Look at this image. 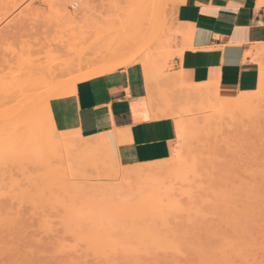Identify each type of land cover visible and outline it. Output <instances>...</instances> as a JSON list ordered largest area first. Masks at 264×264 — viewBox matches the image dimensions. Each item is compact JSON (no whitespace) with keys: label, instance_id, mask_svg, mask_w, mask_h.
I'll return each instance as SVG.
<instances>
[{"label":"rangeland","instance_id":"rangeland-1","mask_svg":"<svg viewBox=\"0 0 264 264\" xmlns=\"http://www.w3.org/2000/svg\"><path fill=\"white\" fill-rule=\"evenodd\" d=\"M59 1V5L56 3L55 6L54 3L51 6L47 0H0V134L3 133V124L22 122L19 115H16L19 109L15 106L23 99V94L31 96L34 100L39 99L38 94L48 90L42 86L47 85L44 83L46 79L48 83L63 84L71 78L94 70L118 68L112 62L103 60L108 49L105 47L107 43L112 44V49L117 42L122 44L125 52L129 54L125 58L130 59L128 61L133 62L132 65H141L144 73L145 60L149 61L148 65L145 64L148 67L146 77L152 74L160 76L169 68L168 62L175 52L176 45L172 29L173 9L181 0H151L154 4L150 0ZM73 3L77 4L74 9L71 8ZM60 4L66 6L63 10L68 12L62 11ZM255 60L259 64L260 74L264 76V54L260 52ZM67 62L72 64L69 66L70 72H65ZM18 86L21 89L17 88ZM31 88L33 90H30ZM20 92L21 95L18 94ZM251 96L253 99L250 105H254L253 108L249 105L246 109L245 106L244 111L247 112L241 109L243 113L237 111L238 114L236 111L226 113L229 109L223 112L218 107L221 101L208 99L197 105L189 104L182 118L179 117L176 121L183 127L182 137L177 138L172 156L160 162L168 164V170L165 173L163 171L149 175L150 178L146 177L147 179H143L145 176L140 179L132 174L140 165L120 168L113 158V152L106 145L90 152L91 154L88 153V157L85 153L86 161L88 158L92 161L88 160L89 163L83 165L80 163L85 160L79 161L82 157L74 156L82 154L73 151L68 153L71 150L69 148L56 149L46 144L41 145L43 148L39 150L40 153H45L44 160L37 158L42 154L30 152L34 150L30 149V146L26 151L29 155L0 154V217H3L0 224L3 219L5 221L4 215L9 221L14 219L13 213L20 207L22 210L19 208L18 217L22 222L25 221L23 225L28 222L32 225H27L26 228L23 225L18 226L19 230L16 229L19 232H16L20 233L19 235L13 229L10 233L17 238H14V242L13 237L6 234L7 230L11 231V227L7 230L4 227L5 231L0 229V242L5 240L3 237L6 236V241H9V244L4 243L5 241L0 243H4L0 246V264H264V92L256 90ZM256 96L260 97L257 99ZM40 105L37 103V109L42 106ZM4 118H11L9 121L12 122H4ZM237 125L240 128H236ZM235 128L239 130L238 134ZM73 156L75 159L79 158L76 162L80 163L73 162L76 164L74 167L80 164V169L78 166L69 169L68 164L71 166L73 163ZM172 162L173 165H169ZM226 166L230 170L225 168ZM57 170L63 172L58 174ZM246 170L251 172L247 173ZM221 171H228V174H225L227 179ZM231 174L233 176L230 177ZM38 181L49 185L44 188V193L37 191L39 185L38 188L34 185L36 191L29 188L30 183ZM60 181H64V184ZM93 183L97 184L98 189L101 187L95 192L94 184V194L89 190ZM224 185L228 189L223 187ZM81 189L87 190V193ZM226 190L228 191L223 194ZM75 191L82 192V195H76ZM83 195L84 197H81ZM29 196H32L30 198L33 200L37 198L39 208L37 206L36 210L34 206L30 207ZM232 196L234 201L230 198ZM7 202H12L15 206H8ZM242 209L246 213H243ZM29 210L34 214L26 213ZM228 216L231 221L227 220ZM18 220L17 225L20 223ZM29 233L30 235H27ZM17 240L22 242L18 243ZM229 242L231 248L224 249ZM16 247L17 253L14 250ZM112 248L117 251L111 250ZM123 248L126 249L127 255ZM198 250H202V253ZM154 251L159 254V258ZM20 252L22 259H26H21ZM15 254H20V259L16 255V260ZM153 256L155 258L151 259ZM5 257L8 260L3 259Z\"/></svg>","mask_w":264,"mask_h":264},{"label":"crops","instance_id":"crops-1","mask_svg":"<svg viewBox=\"0 0 264 264\" xmlns=\"http://www.w3.org/2000/svg\"><path fill=\"white\" fill-rule=\"evenodd\" d=\"M172 29L175 52L160 76L146 77L141 65L131 63L68 80L74 79L73 87L47 104L57 137L98 135L120 168L162 162L173 154L176 121L189 104L255 92V57L264 54V0H181ZM68 81L49 85L64 88ZM189 90L204 97L188 96Z\"/></svg>","mask_w":264,"mask_h":264},{"label":"bare ground","instance_id":"bare-ground-1","mask_svg":"<svg viewBox=\"0 0 264 264\" xmlns=\"http://www.w3.org/2000/svg\"><path fill=\"white\" fill-rule=\"evenodd\" d=\"M147 1H149V0H147ZM153 1V0H152ZM151 0H150V2H152ZM155 1H157V0H154L153 2H155ZM159 1V0H158ZM57 2H60L59 0H47V3L49 4V3H51V4H49V5H51V6H53L52 4H54L55 6L58 4ZM152 2V3H153ZM57 3V4H56ZM61 3V2H60ZM147 3V2H146ZM151 3V5H153ZM158 3V2H157ZM65 4V3H64ZM159 4V3H158ZM59 5V4H58ZM66 5V4H65ZM77 4L76 3H73L71 6V8L72 9H74L75 8V6H76ZM54 6V7H55ZM59 7H62V8H60L62 11H66V12H68V10H63V8L64 9H66V6H64L63 7V4L61 5L60 4V6ZM156 8V7H155ZM157 15V14H156ZM147 16V15H146ZM147 20V19H146ZM154 20V22H156L155 21V19H153ZM149 23H151V20H150V18H149ZM154 22H153V24H154ZM159 24V23H158ZM152 29V28H151ZM151 33V32H150ZM159 33V32H158ZM160 34V33H159ZM158 35V34H157ZM157 39H158V37H157ZM110 43V42H109ZM93 44H95V43H93ZM108 44V43H107ZM107 44H106V46L105 47H107L108 49H107V52H106V54H104V57H103V60L104 61H107V62H112L113 64H114V66L115 67H119V66H128L129 64H131V63H133V62H130V61H128V60H130V59H127V58H125L126 57V55H129L127 52H125V49L123 48L124 46H122V44H120L119 42H117L116 44V46H115V48H114V45H113V48L114 49H112V44H108V46H107ZM96 45V44H95ZM111 45V46H110ZM93 46V45H92ZM104 47V48H105ZM92 48V47H91ZM101 49V48H100ZM106 49V48H105ZM93 51V50H92ZM95 51V50H94ZM105 52V51H104ZM92 53V52H91ZM100 55V54H99ZM79 56H80V54H79ZM69 57V56H68ZM81 57V56H80ZM100 57V56H99ZM125 58V59H124ZM143 59H145V58H143ZM68 60V59H67ZM74 60V59H73ZM79 61V60H78ZM144 61V60H143ZM106 62V63H107ZM145 62L147 63V65H148V62H147V60H145ZM77 63V62H76ZM79 63V62H78ZM145 63V64H146ZM150 63V62H149ZM62 64H64V63H62ZM66 65L65 66H67V63H65ZM68 64H70V63H68ZM80 64V63H79ZM144 64V68H145V72L147 73V66ZM62 66V65H61ZM71 67V66H70ZM149 68H153V67H149ZM69 69V67H66V70L67 71H69L68 70ZM104 69V68H103ZM103 71V70H102ZM66 72V71H65ZM70 72V71H69ZM68 72V73H69ZM100 72V70H94L92 73L90 72V74H89V72L87 73V74H85L82 78H85V77H89V76H93V75H96L97 73H99ZM262 73V72H261ZM82 75V74H81ZM81 75H80V77L79 78H77L76 77V79H82L81 78ZM52 76V75H51ZM54 76V75H53ZM164 76V75H163ZM55 77V76H54ZM168 79V78H167ZM74 80V79H73ZM72 80V81H73ZM55 81H56V79H55ZM69 82L67 85H63L64 86V88L63 87H61V85L60 84H50L49 85V83L47 82V79L44 81V83L46 84H48V86H50V87H48V90L45 92L44 91V93L43 92H41V94L39 93L38 94V96H39V99H37V100H34V99H32V97L31 96H28L27 94H23L22 96H23V99L19 102L18 101V106H15V107H17L18 109H19V113H17L16 115L18 116L19 115V117H20V121H22V122H19L18 124H16V123H5V124H3L2 126H1V129H3V133L2 134H0V154L2 155V156H4V155H6L7 153L9 154H11V153H16V154H20V155H23L24 153L25 154H28L26 151H27V147H29L30 146V149H34V150H31L30 152H33V151H35V153L38 155V154H42V153H40V151L39 150H41L42 148H41V145H43V144H46L47 146L49 145L51 148H55L56 147V149H58L57 147H63V148H69V149H71V150H69V152L68 151H66V152H68V153H70V151H73V152H75L76 154H82V156H78V155H74L76 158L77 157H79V158H81V159H79V161L81 160V161H83V160H85V162H82V163H80L79 161H77L78 163H80V164H82L83 165V163L85 164L86 162L87 163H89L88 162V160H90L89 158H88V160L86 161V159L87 158H85V155L88 157V153L89 154H91L93 151H96V149H99V147H102L103 145H105L106 144V140L105 139H102V138H97V137H99L98 135H97V137H88V138H81V137H79V136H77V135H74V134H70V135H66V136H63V137H56V134H55V130H54V128H53V126H52V122H51V120H50V115H49V113H48V109H47V104H48V101L51 99V98H53V97H55V96H59V95H61V94H64L65 92L67 93V91H69V89L70 88H72L73 87V84H74V82ZM58 83H60V82H58ZM132 84H134V83H132ZM60 85V86H59ZM43 86V88H45V87H47L46 85L44 86V85H42ZM17 88H19V86L17 87ZM16 89V88H15ZM19 89H21V88H19ZM17 90V89H16ZM29 90V89H28ZM30 90H33L32 88L30 89ZM256 90H259V91H263L264 92V76H262V74H260V78H259V82H258V85H257V89ZM255 90V91H256ZM18 91V90H17ZM24 91V90H23ZM16 92V91H15ZM17 93V92H16ZM65 93V94H66ZM190 93V94H189ZM252 93H255V92H252ZM252 93H243V94H240L239 96H237V97H235V98H232V99H224V100H220L221 101V103L219 102V104H218V107L219 108H221L222 109V111L224 112V110H226V109H229V110H226L225 112L227 113V111L229 112V111H238L239 113L241 112L240 110L242 109V111L243 112H247L246 110L244 111V107L245 106H247L246 107V109L247 108H249V105L251 104V100L254 98L255 99V95H253V98H252ZM18 94H22L21 92L20 93H18ZM44 96H43V95ZM186 94L188 95V96H190V95H192V96H203V94H205V93H203V92H201V91H198V90H189L188 92H186ZM251 94V95H250ZM9 95V94H8ZM15 95V94H14ZM13 95V96H14ZM27 95V96H26ZM24 96H26L25 98H24ZM36 97H38L37 95H35ZM40 97H42V98H40ZM204 97V96H203ZM260 97V96H259ZM258 97V98H259ZM256 98H257V96H256ZM257 98V99H258ZM5 99V98H4ZM8 99V98H7ZM12 99V98H11ZM216 99H218V98H216ZM215 99V100H216ZM17 100V99H16ZM5 101V100H4ZM14 101V100H13ZM6 102V101H5ZM254 102H256V101H254ZM261 102V101H260ZM37 103L38 104H41L40 106V108H39V106H38V109H37V107H36V105H37ZM264 103V102H263ZM8 104H10V103H8ZM254 104V103H253ZM11 105V104H10ZM16 105V104H15ZM264 105V104H263ZM262 105V106H263ZM254 106V105H253ZM253 106L252 105H250V107L251 108H253ZM260 106V105H259ZM14 107V106H13ZM256 107H258L257 105H256ZM17 108H15V109H17ZM264 108V107H263ZM12 109V108H11ZM217 109V108H216ZM231 109V110H230ZM13 110V109H12ZM250 110V109H249ZM248 110V111H249ZM254 110H256V108H254ZM251 111V110H250ZM252 111H253V109H252ZM259 111V110H258ZM221 112V111H220ZM238 112H237V114H238ZM243 112H241V113H243ZM256 112V111H255ZM261 112V111H260ZM230 113V112H229ZM264 113V112H263ZM224 114V113H223ZM235 114V113H234ZM8 115V114H7ZM244 115H246L245 113H244ZM15 116V115H14ZM229 116V115H228ZM240 116V115H239ZM247 116V115H246ZM5 117V116H4ZM19 117H17V121H19ZM230 117V116H229ZM237 117V116H236ZM262 117V116H261ZM5 119V118H4ZM22 119V120H21ZM221 119V118H220ZM230 119H232V117H230ZM233 119H234V117H233ZM240 119L241 118H239L238 120L240 121ZM8 120V121H7ZM9 120H11V118L10 119H8V118H6L5 120H4V122L6 121V122H12V121H9ZM16 120V119H15ZM262 120V119H261ZM1 121H3V119L1 120ZM242 121V120H241ZM263 121V120H262ZM227 122V121H226ZM225 122V123H226ZM222 123V122H221ZM237 123V122H236ZM177 124V137L179 138L181 135H182V133H183V127L181 126V124L180 123H176ZM239 124L242 126V124L239 122ZM244 124V123H243ZM0 125H1V123H0ZM226 125H228L227 123H226ZM222 126V125H221ZM238 126V125H237ZM4 127V128H3ZM192 127V126H191ZM229 127V126H228ZM236 127V126H235ZM194 128V127H193ZM236 128H240V126H238V127H236ZM235 128V129H236ZM242 128H243V126H242ZM241 128V129H242ZM218 129V128H217ZM195 130H196V128H195ZM194 130V131H195ZM237 130L238 129H236V133H237ZM219 131V130H218ZM2 131L0 130V133H1ZM189 132H191V131H189ZM238 132H239V130H238ZM262 132V131H261ZM218 133V132H217ZM220 133V132H219ZM243 133V132H242ZM241 133V134H242ZM106 134V133H105ZM191 135L193 134V133H190ZM238 134V133H237ZM263 134V133H262ZM55 135V136H54ZM221 135H222V133H221ZM220 135V136H221ZM244 135V134H243ZM249 135V134H248ZM216 136H218V135H216ZM254 136H256V135H254ZM261 136V135H260ZM259 136V137H260ZM182 137V136H181ZM184 137V136H183ZM189 137H190V135H189ZM264 137V136H263ZM215 138H217V137H215ZM108 139V138H107ZM259 140H260V138H259ZM262 140V139H261ZM264 141V140H263ZM261 142V141H260ZM114 143H115V140H114ZM264 143V142H263ZM109 145V144H108ZM261 146H263V145H261ZM260 146V147H261ZM40 147V148H39ZM108 147V146H107ZM50 148V149H51ZM37 149V150H36ZM53 150V152H54V149H52ZM52 150H49V151H52ZM48 151V150H47ZM98 151V150H97ZM102 151V150H101ZM42 152V151H41ZM44 152V151H43ZM52 152V153H53ZM56 152V151H55ZM65 152V151H64ZM72 152V153H73ZM91 152V153H90ZM104 152V151H103ZM48 153V152H47ZM84 153V154H83ZM86 153V154H85ZM95 153V152H94ZM97 153V152H96ZM25 154L23 155V156H25ZM45 154V153H44ZM44 154H42V155H40V156H37V158H39V159H45V157L43 156ZM49 154H51V153H49ZM260 154H261V152H260ZM29 155V154H28ZM27 155V156H28ZM53 155V154H52ZM59 155V154H58ZM57 155V156H58ZM84 155V156H83ZM102 155V154H101ZM32 156V155H31ZM43 156V157H42ZM55 156V155H54ZM74 156H73V158H74ZM92 157H93V154L91 155ZM95 156V155H94ZM41 157V158H40ZM84 157V158H83ZM90 157V156H89ZM92 157H90L91 159H92ZM52 158V157H51ZM72 158V159H73ZM96 158H97V156H96ZM99 158V157H98ZM97 158V159H98ZM113 158H114V156H113ZM178 157L176 156V158L175 159H177ZM35 159V158H34ZM38 159V160H39ZM49 159V158H48ZM53 159V158H52ZM56 159V158H55ZM78 159H73V160H71V159H69V160H71L72 162L74 161V162H76V160H78ZM63 160V159H62ZM61 160V162H63ZM66 160H68V159H66ZM68 160V161H69ZM209 160V159H208ZM37 161V160H36ZM49 161H50V159H49ZM58 161V160H57ZM90 161H92V160H90ZM95 161V160H94ZM31 162V161H30ZM33 162V161H32ZM45 162V161H44ZM60 162V161H59ZM71 163V166H70V164H68L69 165V169H73V168H76L77 166L79 167V165H77L76 167H74V165H76L75 163ZM76 162V163H77ZM208 162H211V161H208ZM46 163H47V160H46ZM77 163V164H78ZM102 163V162H101ZM224 163V162H223ZM226 163V162H225ZM231 163V162H230ZM34 164V163H33ZM43 164V163H42ZM50 163L48 162V165H49ZM57 164H59V163H57ZM62 164V163H61ZM73 164V165H72ZM210 164V163H209ZM231 164H233V162L231 163ZM231 164H229V165H231ZM237 164V163H236ZM37 165V164H36ZM46 165V164H45ZM44 165V166H45ZM67 165V166H68ZM94 165H96V163L94 164ZM94 165H93V167H94ZM168 165V164H167ZM167 165H164V163L163 164H160V162H157V163H151V164H141L140 165V167H138L139 169H137V170H135V173L133 172L132 174L133 175H136V176H134V177H138V178H142V177H144L143 179H147L146 177H149L150 178V176L151 175H153L154 173L156 174V173H158V172H163V173H165V171L166 170H168V166ZM169 165H173V162H172V164H169ZM20 166V165H19ZM54 166V165H53ZM52 166V167H53ZM89 166H91V165H89ZM88 166V167H89ZM235 166V165H234ZM18 167V166H17ZM21 167H22V165H21ZM20 167V168H21ZM46 167H47V165H46ZM56 167V166H55ZM54 167V168H55ZM96 167V166H95ZM230 167H232V165L230 166ZM48 168H50V167H48ZM68 168V167H67ZM96 168H98V166L96 167ZM225 168H227V166L225 167ZM224 168V169H225ZM244 168V167H243ZM248 168H249V166H248ZM17 169V168H16ZM15 169V170H16ZM26 169V168H25ZM79 169H80V167H79ZM173 169V168H172ZM227 169H229V167L227 168ZM226 169V170H227ZM232 169V168H231ZM237 169H239V168H237ZM20 170H22V169H20ZM53 170V169H52ZM64 170H65V168H64ZM77 170V169H76ZM102 170V169H101ZM100 170V171H101ZM105 170V169H104ZM171 170V169H170ZM211 170V169H210ZM230 170V169H229ZM245 170V169H244ZM17 171H19V170H17ZM23 171H24V167H23ZM103 171V170H102ZM101 171V172H102ZM132 171V170H131ZM220 171V170H219ZM223 171V170H222ZM221 171V173H223ZM248 170H246V172H247ZM20 172H22V171H20ZM20 172H19V174H20ZM25 172V171H24ZM54 172V171H53ZM58 174H61V172H63V170L62 171H56ZM55 172V173H56ZM60 172V173H59ZM65 172V171H64ZM227 172V174H228V171H226ZM226 172H224L223 173V176L226 174ZM249 172H251V171H248L247 173H249ZM23 173V172H22ZM49 173V172H48ZM54 173V174H55ZM110 173V172H109ZM112 173V172H111ZM230 173H232V171L230 172ZM229 173V174H230ZM236 173V172H235ZM9 174H10V172H9ZM50 174V173H49ZM104 174V173H103ZM116 174V173H115ZM167 174V173H166ZM226 174V175H227ZM234 174V173H233ZM244 174H246V173H244ZM5 175V174H4ZM51 175H53L52 173H51ZM62 175H64V174H62ZM61 175V176H62ZM150 175V176H149ZM218 175V174H217ZM226 175L224 176V178L226 177ZM22 176V175H21ZM230 177L231 176H233L232 174L231 175H229ZM248 176V175H247ZM216 177V176H215ZM220 177H222L221 175H220ZM235 177V176H234ZM96 178H99V177H97L96 176ZM101 178V177H100ZM109 178V177H108ZM156 178V177H155ZM8 179H9V177H8ZM11 179V178H10ZM60 179H61V177H60ZM63 179V178H62ZM139 179V180H140ZM225 179H227V178H225ZM241 179V178H240ZM220 180L222 181V179L220 178ZM230 180V179H229ZM138 181V180H137ZM145 181V180H144ZM147 181V180H146ZM228 181V180H227ZM244 181V180H243ZM32 182V181H31ZM45 182V181H44ZM229 182V181H228ZM36 183V182H35ZM33 184V183H30L29 184V188L31 189V188H33V189H35V191L37 190V188H38V186L37 185H39V187L40 188H42L43 190H37L39 193H44L45 191H46V189H44V188H46L47 186H49V185H47V183H39V181H38V183H36V184ZM60 183H62V185L64 184V181H60ZM88 183V182H87ZM97 183V182H96ZM96 183H93V185H91V189H89V190H91L92 191V193H93V190H92V188L94 187V184H95V187H96V185L98 184H96ZM117 183V182H116ZM221 183V182H220ZM219 183V184H220ZM225 183H226V180H225ZM241 183V182H240ZM40 184L42 185V186H40ZM86 184V183H85ZM90 184V183H89ZM88 184V185H89ZM111 184V183H110ZM158 184V183H157ZM218 184V185H219ZM223 184H224V182H223ZM255 184V183H254ZM20 185H22L21 183H20ZM33 187H32V186ZM34 185H35V187L37 186V188H34ZM87 185V186H88ZM106 185H108V184H106ZM112 185V184H111ZM114 185V184H113ZM120 185V184H119ZM161 185V184H160ZM160 185H159V187H160ZM238 185H241V184H238ZM246 185V184H245ZM259 185V184H258ZM90 186V185H89ZM98 186H99V184H98ZM226 186H228V184H226ZM226 186L224 185L223 187H225L226 188ZM107 187V186H106ZM119 187H121V186H119ZM157 187V186H156ZM220 187V186H219ZM222 187V186H221ZM247 187V186H246ZM28 188V189H29ZM100 188L101 187H99V189L96 187V191L95 192H97V189L98 190H100ZM103 188H105L104 187V185H103ZM109 188H111V186L109 187ZM28 189L26 190L27 192H28ZM83 189V188H82ZM81 189V191H83ZM219 189V188H218ZM226 189H228V188H226ZM242 189V188H241ZM240 189V190H241ZM32 190V189H31ZM30 190V191H31ZM229 190H230V187H229ZM231 190H232V186H231ZM43 191V192H42ZM79 191V190H78ZM87 190H84L83 192H86ZM228 190H226V191H223V194H224V192H227ZM235 191V190H234ZM243 191V190H242ZM34 192V191H33ZM76 192V191H75ZM99 192V191H98ZM232 192V191H231ZM29 193V192H28ZM28 193H27V195H28ZM74 193V192H73ZM87 193V192H86ZM89 193L91 194V192L89 191ZM235 193H236V191H235ZM36 194L37 193H35V196H36ZM79 195L80 196V194L82 195V192H76V195ZM94 194V193H93ZM96 194V193H95ZM220 195H221V192L219 193ZM222 194V195H223ZM25 195H26V193H25ZM31 195V194H30ZM157 195V194H156ZM219 195V196H220ZM40 196V195H39ZM86 196V195H85ZM227 196V195H226ZM30 197H32V196H29V198ZM81 197H84V195L83 196H81ZM224 198V197H223ZM229 198V197H228ZM230 198H232V201H234V197L232 196V197H230ZM236 198H237V196H236ZM37 199V198H36ZM36 199H31L30 198V207H31V205H32V207L34 206L35 207V210H36V208H37V206H38V200H36ZM226 199V198H225ZM228 200V199H227ZM238 200V199H237ZM5 201V200H4ZM7 201H9V200H7ZM37 201V202H36ZM60 201H61V199H60ZM244 201V200H243ZM6 202V201H5ZM230 202V201H229ZM228 202V203H229ZM236 202V201H235ZM249 202V201H248ZM251 202V201H250ZM4 203V202H3ZM37 204V205H34V204ZM232 203H234V202H232ZM237 203V202H236ZM240 203V202H239ZM243 203V202H242ZM244 203H245V201H244ZM243 203V204H244ZM255 203V202H254ZM9 204H11L10 206H12V207H14L13 205H12V202L10 203H6V205H8L9 206ZM29 204V203H28ZM250 204V203H249ZM235 205H237L238 206V204H235ZM252 205H253V203H252ZM17 206V205H16ZM19 206V205H18ZM21 206V205H20ZM241 206V205H240ZM1 207V206H0ZM24 207V206H23ZM246 208H248V206H245ZM245 207H244V209H245ZM3 208H5L4 206H3ZM10 208V207H9ZM20 208V207H19ZM19 208L18 209H16V212H14L13 213V215H15V218H16V220H14V219H11L10 221H11V223H10V221H9V219L7 218V216L6 215H4V218H5V221H4V219H3V221L1 222L2 224H0V229L2 228L3 230L2 231H5V229L7 230V229H9L10 227V229H11V231H9V230H7V235L8 234H10L11 235V233L10 232H13L14 230V232H16V231H18L19 230V228L20 227H18V226H20V225H23V223L25 222H22L23 220H21V218L20 217H18L19 216V214H20V212H18V211H20L19 210ZM38 208H39V206H38ZM240 208H242V207H240ZM1 209H2V207H1ZM11 209H13V208H11ZM21 209V208H20ZM29 209V208H28ZM244 209H242L241 211L243 212V213H246L245 211H243ZM22 210V209H21ZM32 210V209H31ZM38 210V209H37ZM248 210V209H247ZM5 211V210H4ZM7 211V210H6ZM24 211V210H23ZM26 211V210H25ZM250 211V210H249ZM30 212V210L28 211V212H26V213H29ZM251 212V211H250ZM31 213H33V212H30V215H31ZM34 214V213H33ZM248 214V213H247ZM23 215V214H22ZM21 215V216H22ZM24 215H26L25 213H24ZM231 215V214H230ZM248 216V215H247ZM25 217V216H24ZM229 217L230 216H228V219L227 220H229ZM1 218H3V217H0V219ZM18 218H20V220H18ZM27 218V217H26ZM29 219V218H28ZM28 219H27V221H28ZM13 220L15 221V224H13ZM18 220V222H20V223H18V225H17V221ZM8 221V222H7ZM223 221V220H222ZM229 221H231V220H229ZM5 222H7V223H5ZM38 222H39V219H38ZM224 222V221H223ZM9 223V224H8ZM29 223V224H28ZM27 223V225H29V226H31L32 227V225H30V222H28ZM32 223V222H31ZM220 224H221V222H219ZM228 223V222H227ZM12 224V225H11ZM25 224V223H24ZM37 223H35V225H36ZM39 224V223H38ZM219 224V225H220ZM225 224V223H224ZM229 224V223H228ZM2 225V226H1ZM9 225V226H8ZM14 225H15V227H14ZM27 225H23V226H25L24 228H26V226ZM34 225V224H33ZM227 225V224H226ZM12 226H13V228H12ZM17 226V227H16ZM229 226V225H228ZM4 227H5V229H4ZM213 227V226H212ZM18 230H17V229ZM28 228H30V227H28ZM14 229V230H13ZM215 229H217V228H215ZM21 230V229H20ZM22 230H23V228H22ZM214 230V229H213ZM221 230H222V228H221ZM1 231V230H0ZM9 232V233H8ZM19 232V231H18ZM18 232H16L18 235L20 234V233H18ZM21 233H23L22 231H20ZM208 232V231H207ZM209 232H211V231H209ZM245 232V231H244ZM212 233V232H211ZM224 233H225V231H224ZM227 233V232H226ZM4 235H6L5 233H3ZM16 235V234H15ZM27 235H30V233L29 234H27ZM216 235V234H215ZM218 235V234H217ZM229 235V234H228ZM9 236V235H8ZM17 236V235H16ZM26 236V235H25ZM208 236H210V235H208ZM244 236V235H243ZM3 236H1V238H2ZM11 237H13V242L15 241L14 240V236L13 235H11ZM18 237H20V236H18ZM32 237V236H31ZM192 237V236H191ZM205 237V236H204ZM5 240H2L1 242H3V241H5L4 243H6L7 242V244H9L8 242L9 241H6V238H7V236L6 237H3ZM9 238V237H8ZM33 238V237H32ZM178 238V237H177ZM245 238V237H244ZM12 239V238H11ZM15 239H17V238H15ZM19 239V238H18ZM35 239V238H34ZM205 239V238H204ZM25 240V239H24ZM174 240V239H173ZM179 240V239H178ZM198 240V239H197ZM206 240V239H205ZM209 240V239H208ZM223 240V239H222ZM225 240V239H224ZM207 241V240H206ZM230 241V240H229ZM0 242V243H1ZM17 242H18V240H17ZM22 242V241H21ZM21 242H18V243H21ZM225 242H226V240H225ZM3 243V244H4ZM24 243H26V242H24ZM32 243V242H31ZM33 243H34V241H33ZM32 243V244H33ZM210 243V242H209ZM3 244H1L0 246H2ZM11 244H13L12 243V241H11ZM11 244L9 245V249H10V246H11ZM36 244V243H35ZM195 244V243H194ZM228 244H230V242L229 243H227V245H226V247H224V249H230L231 247H230V245H228ZM26 245V244H25ZM41 245V244H40ZM233 245V244H232ZM8 246V245H7ZM21 246V245H20ZM19 246V248H21ZM22 246H24V244H22ZM30 246V245H29ZM33 246V245H32ZM36 246V245H35ZM39 246V245H38ZM37 246V247H38ZM120 246V245H119ZM138 246V245H137ZM191 246V245H190ZM208 246V245H207ZM210 246V245H209ZM13 247V246H12ZM18 247V246H17ZM17 247L14 249L15 251L17 250ZM112 247V246H111ZM123 247V246H122ZM121 247V248H122ZM133 247V246H132ZM141 247V246H140ZM139 247V248H140ZM182 247V246H181ZM195 247V246H194ZM214 247V246H213ZM119 247H117V249H118ZM129 248V247H128ZM157 248V247H156ZM189 248H191L192 249V247H189ZM197 248V247H196ZM207 248V247H206ZM205 248V249H206ZM12 249V250H13ZM97 249H99V248H97ZM114 249V251L116 252L117 250L115 249V248H112L111 250H113ZM123 249H125V248H123ZM134 249V248H133ZM136 249V248H135ZM138 249V248H137ZM150 249V248H149ZM148 249V250H149ZM160 249V248H159ZM186 249V248H185ZM201 249H203V247H201ZM213 249V248H212ZM211 249V250H212ZM233 249V248H232ZM3 250H5L4 248H3ZM2 250V251H3ZM13 250V251H14ZM27 250V249H26ZM31 250V249H30ZM36 250V249H35ZM34 250V251H35ZM100 250V249H99ZM132 250V249H131ZM141 250V249H140ZM145 250V249H144ZM154 250V249H153ZM204 250V249H203ZM207 250H209V248L207 249ZM219 250V249H218ZM12 251V252H13ZM19 251H23V250H19ZM120 251V250H119ZM142 251V250H141ZM175 251V250H174ZM194 251V250H193ZM199 251V250H198ZM202 251V250H201ZM201 251H199L200 253H202ZM206 251V250H205ZM212 251H214V249L212 250ZM221 251V250H220ZM9 253L11 252V251H8ZM18 251H16L15 253H17ZM21 252H20V254H21ZM25 252V251H24ZM27 252V251H26ZM39 252V251H38ZM38 252H37V254H38ZM131 252V251H130ZM140 252V251H139ZM155 252L156 251H154L153 253L155 254ZM179 252V251H178ZM189 252V251H188ZM206 252H208V251H206ZM205 252V253H206ZM215 252V251H214ZM213 252V253H214ZM28 253H30L29 251H28ZM125 253H126V249H125ZM144 253V252H143ZM148 254H149V251L147 252ZM146 253V255H148ZM159 253V252H158ZM165 253V252H164ZM211 253V252H210ZM20 254H15V257H16V255L18 256V258H19V255ZM22 254H23V252H22ZM21 254V259H22V255ZM26 254V253H25ZM24 254V255H25ZM116 254V253H115ZM114 254V255H115ZM118 254V253H117ZM122 254H124V253H122ZM133 254V253H132ZM131 254V255H132ZM152 254V253H151ZM156 254H157V252H156ZM182 254V253H181ZM35 255V254H34ZM121 255V254H120ZM126 255H127V253H126ZM137 255V254H136ZM139 255V254H138ZM159 254H157V256H158ZM204 255V254H203ZM207 255V254H206ZM230 255V254H229ZM28 256V255H27ZM30 256V255H29ZM33 256V255H32ZM123 256H125V255H123ZM148 256H151V255H148ZM163 256V255H162ZM201 256V255H200ZM213 256V255H212ZM226 256V255H225ZM36 257V256H35ZM128 257V256H127ZM145 257V256H144ZM147 257V256H146ZM152 257V256H151ZM176 257V256H175ZM182 257V256H181ZM208 258L210 257V256H207ZM206 257V258H207ZM229 257V256H228ZM25 259H26V257H24ZM23 258V259H24ZM28 258V257H27ZM32 258V257H31ZM31 258H30V260H31ZM142 258V257H141ZM148 258V257H147ZM150 258V257H149ZM148 258V259H149ZM155 258V256H153V258H151V259H154ZM157 258H159V256L157 257ZM211 258V257H210ZM3 259H6V260H8L6 257L5 258H3ZM20 259V258H19ZM18 259V260H19ZM22 259V260H23ZM34 258H32V260H33ZM118 259V258H117ZM121 259H122V257H121ZM145 260H148V259H146V258H144ZM202 259V258H201ZM214 259H216V257H214ZM226 259V258H225ZM224 259V260H225ZM231 259V258H230ZM16 260H17V257H16ZM16 260H15V262H16ZM40 260V259H39ZM122 260H126V259H122ZM128 260V259H127ZM131 260V259H130ZM159 260H161V259H159ZM166 260V259H165ZM181 260H182V258H181ZM204 260H205V258H204ZM203 260V261H204ZM224 260H222V261H224ZM227 260H229V259H227ZM14 261V260H13ZM20 261V260H19ZM29 261V260H28ZM112 261V260H111ZM113 261H114V258H113ZM158 261V260H157ZM167 261V260H166ZM187 261V260H186ZM214 261V260H213ZM216 261V260H215ZM1 262H3V260H1ZM5 262V261H4ZM22 262V261H21ZM117 262V261H116ZM136 262H138V261H136ZM148 262V261H147ZM161 262V261H160ZM178 262H179V260H178ZM181 262V261H180ZM185 262V261H184ZM202 262V261H201ZM204 262H206V261H204ZM210 262V261H209ZM225 262V261H224ZM230 262V261H229ZM119 263H121V262H118V264ZM162 263H164V262H162ZM161 263V264H162ZM174 263H175V261H174ZM208 263V262H207ZM215 263V262H214ZM231 263V262H230ZM241 263V262H240ZM4 264V263H3ZM115 264V263H114ZM150 264V263H149ZM152 264H158V262H154V263H152ZM183 264V263H182ZM211 264H212V262H211ZM221 264H224V263H221ZM246 264V263H245Z\"/></svg>","mask_w":264,"mask_h":264},{"label":"built area","instance_id":"built-area-1","mask_svg":"<svg viewBox=\"0 0 264 264\" xmlns=\"http://www.w3.org/2000/svg\"><path fill=\"white\" fill-rule=\"evenodd\" d=\"M72 7V6H71Z\"/></svg>","mask_w":264,"mask_h":264}]
</instances>
